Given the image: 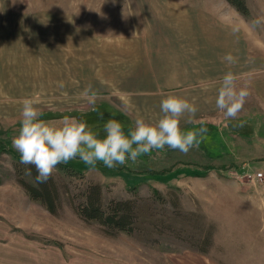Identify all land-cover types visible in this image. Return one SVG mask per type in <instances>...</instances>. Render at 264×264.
<instances>
[{"label":"rangeland","instance_id":"rangeland-1","mask_svg":"<svg viewBox=\"0 0 264 264\" xmlns=\"http://www.w3.org/2000/svg\"><path fill=\"white\" fill-rule=\"evenodd\" d=\"M210 1L233 26L246 27L251 54L264 57V23H252L264 20V0H247V15L226 0ZM141 4L135 0H0V264H264V107L258 106L251 89L235 118H225L220 111L198 119L213 115L216 127L198 137L202 145L187 154L166 145L114 168L102 162L92 168L79 157L68 161L84 170L80 174L63 171L58 164L53 170L61 201L56 213L32 199L18 182L16 165L21 156L12 140L22 127L21 101L26 97L38 99L41 119L74 116L99 138L106 136L109 119L118 120L126 133L134 127L131 98L123 95L120 81H112L111 69L117 59L112 56L114 44L132 26L143 25L138 14ZM243 83L237 81L238 86ZM89 85L97 93L94 104L79 98ZM237 119L254 133L256 147L254 153H243L249 163L233 175L229 136L235 134L229 128L238 124ZM196 125L182 129L199 130ZM25 173L34 183L32 175ZM230 178L244 187L252 203L263 204L259 211L247 210L251 205L241 201L239 212L248 219H240L247 225L243 239L229 233L235 213L223 205L229 206ZM89 181L102 184L105 201L138 200L137 232L110 235L99 223L77 214L71 201H82L81 192ZM257 212L259 216L252 218ZM208 234L212 242L205 243ZM12 245H19L21 254L8 262L5 248ZM201 245L209 250H198Z\"/></svg>","mask_w":264,"mask_h":264},{"label":"crops","instance_id":"crops-1","mask_svg":"<svg viewBox=\"0 0 264 264\" xmlns=\"http://www.w3.org/2000/svg\"><path fill=\"white\" fill-rule=\"evenodd\" d=\"M135 1L142 2L138 14H142L143 25L132 26L118 40L120 42L114 44L112 56L117 59L114 69H111L114 74L112 81H120L118 86L123 95L131 98V124L138 116L146 121H158L163 115L160 109L162 99L168 93H174L194 101L198 108L192 123L187 122L189 114L182 117L181 128L197 124V129L203 127L212 131L217 123L212 117L220 112L216 107L218 88L228 71L240 77L238 82L250 80V89L260 102L258 106L264 107V57L251 54L246 27L233 26L210 0ZM228 53L236 58L235 63L223 60ZM209 114H213L211 118L198 121ZM232 122L234 126L236 121ZM237 123L229 128L235 134L234 138L229 136V167L234 168L233 175L242 173L249 163L243 153H254L256 147L254 133L247 132L239 119ZM217 133L214 134L215 139ZM250 146H254L252 150ZM198 153L196 151L195 156ZM229 181V206L223 203L225 209L235 213L234 219L229 220V233L234 234L235 239H243L241 235L247 232V225L240 220L246 219L239 212L243 209L241 201L251 205L247 210L259 211L263 204L252 203L242 185H235L234 178ZM225 198L228 199V193ZM4 204L7 206L9 203ZM259 214L255 213L252 218ZM5 250L7 259L10 257L8 262L21 254L19 245Z\"/></svg>","mask_w":264,"mask_h":264},{"label":"clouds","instance_id":"clouds-1","mask_svg":"<svg viewBox=\"0 0 264 264\" xmlns=\"http://www.w3.org/2000/svg\"><path fill=\"white\" fill-rule=\"evenodd\" d=\"M252 23L258 26L264 20L257 19ZM223 60L229 64L236 62L231 53L225 55ZM239 79L238 75L228 71L220 81L216 107L224 113L225 118H235L251 94V81L247 80L243 86H238ZM60 86L63 87V84ZM79 98L94 104L98 97L89 85ZM37 103L35 96L21 101L22 127L13 138L12 145L20 153L22 164L35 166L38 183L47 182L58 164L77 157L92 168L97 162H102L107 168H114L126 164L128 159L135 161L140 155L153 149H163L166 145L187 154L191 148L199 146L200 139L207 132L203 127L199 130L181 128L182 117L189 114L187 122L192 123L198 108L194 101L190 102L174 93H168L162 99L160 109L163 115L158 121H146L138 116L134 127L126 133L118 120L109 119L104 126V138H99L85 121L74 116L65 115L55 121L41 119L42 113Z\"/></svg>","mask_w":264,"mask_h":264},{"label":"trees","instance_id":"trees-1","mask_svg":"<svg viewBox=\"0 0 264 264\" xmlns=\"http://www.w3.org/2000/svg\"><path fill=\"white\" fill-rule=\"evenodd\" d=\"M233 5L241 14L249 13V5L247 0H226ZM61 170L72 171V173H84L71 163H61ZM22 166V167H21ZM18 182L26 189L32 199L43 203L46 208L53 213L58 212L60 201V192L57 185V180L52 173L51 177L45 183H38L36 176L38 175L34 165L20 164L16 165ZM28 172L34 179V183L27 180L25 175ZM25 174V175H24ZM0 178V183H1ZM137 185H132V189H136ZM82 201L77 203L72 199V205L77 214L85 221H95L104 227L107 234L115 235L120 232L134 234L139 229L140 208L141 204L134 198H110L104 200V191L102 184L99 182L89 181L86 187L82 190ZM143 199V198H142ZM144 200V199H143ZM208 234L203 239V242H212V236ZM198 240V238H197ZM198 242H202L200 239ZM204 243V244H205ZM198 246V250L207 252L209 246Z\"/></svg>","mask_w":264,"mask_h":264},{"label":"built area","instance_id":"built-area-1","mask_svg":"<svg viewBox=\"0 0 264 264\" xmlns=\"http://www.w3.org/2000/svg\"><path fill=\"white\" fill-rule=\"evenodd\" d=\"M261 175V174H260Z\"/></svg>","mask_w":264,"mask_h":264}]
</instances>
